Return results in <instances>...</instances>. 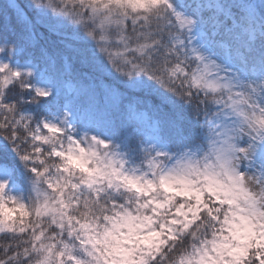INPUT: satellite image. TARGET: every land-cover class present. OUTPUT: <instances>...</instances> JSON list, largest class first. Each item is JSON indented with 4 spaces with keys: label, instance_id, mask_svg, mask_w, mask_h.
I'll list each match as a JSON object with an SVG mask.
<instances>
[{
    "label": "snow or ice",
    "instance_id": "obj_1",
    "mask_svg": "<svg viewBox=\"0 0 264 264\" xmlns=\"http://www.w3.org/2000/svg\"><path fill=\"white\" fill-rule=\"evenodd\" d=\"M0 264H264V0H0Z\"/></svg>",
    "mask_w": 264,
    "mask_h": 264
}]
</instances>
